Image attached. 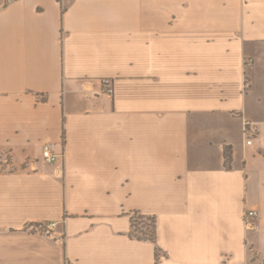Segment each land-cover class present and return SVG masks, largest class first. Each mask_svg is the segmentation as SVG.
<instances>
[{
  "label": "crops",
  "instance_id": "crops-1",
  "mask_svg": "<svg viewBox=\"0 0 264 264\" xmlns=\"http://www.w3.org/2000/svg\"><path fill=\"white\" fill-rule=\"evenodd\" d=\"M63 1L0 0V264H264V0Z\"/></svg>",
  "mask_w": 264,
  "mask_h": 264
},
{
  "label": "built area",
  "instance_id": "built-area-1",
  "mask_svg": "<svg viewBox=\"0 0 264 264\" xmlns=\"http://www.w3.org/2000/svg\"><path fill=\"white\" fill-rule=\"evenodd\" d=\"M61 2H62V4L64 3L63 0H61ZM103 83H104L106 92L110 95H113L114 88H113V85L111 83V80L106 78L103 80ZM256 133H257V130H256L254 123H252L251 121L245 120L244 125H243V135L247 139L248 144L252 143V139L256 135ZM43 149H44L43 159L45 162L53 163L58 159L59 154H57L54 151L55 144L46 143V144H44ZM0 162H1L0 170H7L8 167L4 166L5 162L2 160H0ZM35 164H36L35 160H28L25 163V169H30V167L34 168ZM258 215H259V213L256 210L252 209V210L246 211L244 217H245V224H246V227L248 229H253L255 227L253 219H255ZM53 227H54V224H50V223L40 226V228L42 229V232L45 235H51V233H52L51 231H52Z\"/></svg>",
  "mask_w": 264,
  "mask_h": 264
},
{
  "label": "trees",
  "instance_id": "trees-1",
  "mask_svg": "<svg viewBox=\"0 0 264 264\" xmlns=\"http://www.w3.org/2000/svg\"><path fill=\"white\" fill-rule=\"evenodd\" d=\"M226 165L230 167L232 155L229 149L225 150ZM130 236L137 240H150L157 242V223L156 216L147 215L140 211H135L131 215ZM159 254V248L156 246V256Z\"/></svg>",
  "mask_w": 264,
  "mask_h": 264
},
{
  "label": "rangeland",
  "instance_id": "rangeland-1",
  "mask_svg": "<svg viewBox=\"0 0 264 264\" xmlns=\"http://www.w3.org/2000/svg\"><path fill=\"white\" fill-rule=\"evenodd\" d=\"M0 168H1V162H0Z\"/></svg>",
  "mask_w": 264,
  "mask_h": 264
}]
</instances>
